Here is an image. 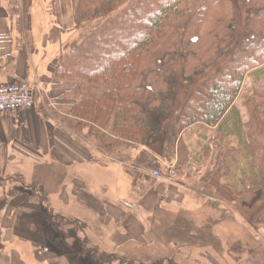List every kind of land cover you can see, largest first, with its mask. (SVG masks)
Listing matches in <instances>:
<instances>
[{"label": "trees", "instance_id": "16d2710c", "mask_svg": "<svg viewBox=\"0 0 264 264\" xmlns=\"http://www.w3.org/2000/svg\"><path fill=\"white\" fill-rule=\"evenodd\" d=\"M72 1L77 27H97L64 48L54 78L71 88L64 103L42 104V117L128 172L159 171L150 146L162 138L170 107L186 90L185 82L206 74L187 93L165 143L175 150L188 129L217 127V136L204 149L209 154L220 148L216 168L201 177V188L235 205L241 194L228 183L227 137L248 141L260 172L253 190H261L258 198L264 202V90L247 96L246 124L234 107L247 77L264 78V0ZM9 2L8 12L18 28H26L30 0ZM244 6L242 25L238 15ZM179 70L188 78H175ZM181 145L178 159L184 166L190 152ZM257 223L264 225V208Z\"/></svg>", "mask_w": 264, "mask_h": 264}, {"label": "rangeland", "instance_id": "374dc122", "mask_svg": "<svg viewBox=\"0 0 264 264\" xmlns=\"http://www.w3.org/2000/svg\"><path fill=\"white\" fill-rule=\"evenodd\" d=\"M0 1L7 6L10 4L9 0ZM55 1L30 0V16L26 28H57ZM69 1L74 19L73 28H81L80 31L75 30L74 39L80 34H87L97 25L87 23L77 27L74 4L72 0ZM246 12L247 7L241 11L240 16L238 15L239 20L242 19L241 24L246 18ZM13 19L15 26L18 27L17 19ZM235 27L237 30H242V26ZM70 36L71 34L65 35V40H69ZM175 73V78L178 80L188 78V75L184 77L180 70ZM204 77L206 74L192 83L185 82L186 90L179 92L170 107L169 118L163 125L162 138L160 136L161 139H156L150 146V149L156 153L162 179L151 175L156 169H142L138 171L139 173L127 172L133 186L129 188L130 181L122 165L115 162L116 165H112L109 169L117 175L121 174L120 184L118 182L115 186V190L120 192L109 198L110 205L116 209L114 213V218L118 220L116 226L104 227L95 224L97 218L95 219L89 211H84L79 225L74 222L80 215L76 211L69 215L68 222L65 219L62 221L59 209L63 206L62 204L59 206L58 198L50 202L46 190H40L39 185L33 181L29 182L25 175H18L10 179L18 182L25 189H32L24 190L20 187L18 193L24 200L23 207H26L28 198L35 197L36 203H32V199L30 209L38 208V212L34 213L35 220L38 229L45 235V240L41 244L36 243L37 247L42 246L39 252L45 253L47 250L46 252L52 253L54 258L43 259L39 253L33 256L32 245L35 244L23 241L9 244L4 241L5 235L1 233L0 251L9 255L14 252L15 258L17 251L19 260L14 258V264H264V225L257 223L264 202L258 198L261 190H258V194L257 190H253V187L259 184L257 180L260 179V172L254 163L249 142L242 143V140L235 136L227 137L228 145L221 141L223 148L228 147L231 150L229 155L227 153L228 183L235 185V181H238L237 189L241 194L235 205L217 199L213 190L201 188L204 187L200 183L201 177L216 168L220 148H213L209 154L204 149L211 142L208 139L217 136V127L207 129L195 126L182 135L179 146L181 147L183 143L190 152V159H187L184 166L179 165L178 148L180 147L171 150L165 143V140L171 138L175 120L182 113L181 106L187 93ZM36 90L35 107L37 108L39 101L42 100L43 91L40 87ZM256 90H264V78L247 77L234 106L242 114L244 124L249 121V110L245 105L247 96ZM232 137L236 139L233 140ZM241 162L242 167L239 166ZM190 163H194L193 171H184ZM178 166V173L173 179L167 180L169 172L177 169ZM112 176V173H104L102 177L107 182H112ZM161 186H185L191 190H185L181 200L178 197L174 199L164 197L165 202L179 203L162 206L161 200L156 199L155 196V191H159ZM124 190L131 192L125 196ZM49 191L53 194L59 192V190ZM32 214H24L22 217H29V221L32 222L30 219L33 218ZM25 222L26 220H23L24 225ZM62 225L74 227V230H69L67 236L79 238L78 242H65L66 238L61 237ZM117 235L121 239L130 240L131 243L126 241L124 245L117 244L119 240L117 239L118 242L114 240Z\"/></svg>", "mask_w": 264, "mask_h": 264}, {"label": "crops", "instance_id": "0c3cea01", "mask_svg": "<svg viewBox=\"0 0 264 264\" xmlns=\"http://www.w3.org/2000/svg\"><path fill=\"white\" fill-rule=\"evenodd\" d=\"M55 5L57 28H18L8 12L7 4L0 5V87L27 82L43 91L37 108L35 99V106L31 109L0 116V233L5 235L4 241L9 244L17 241L35 244L32 245L33 256L39 253L43 259L52 258L53 254L46 252L47 250L45 253L39 252L42 246L36 245L37 242L41 244L45 240V235L40 232L35 220L34 213L38 212V208L30 209L32 203H36L35 197L28 198L26 207H23L24 200L18 193L20 187L24 190L32 189H25L10 178L25 175L29 182L37 183L40 190H46L50 202L58 198L59 206H63L59 209L62 221L65 219L68 222L69 215L76 211L80 215H77L74 222L79 225L84 211H89L97 218L94 223L104 227H114L118 223L114 218L116 209L110 205L109 198L120 192L115 190V186L121 181V174L117 175L109 170L112 165H116L114 160L104 158L90 145L82 143L68 131L43 118L39 112L44 103H64V95L71 88L69 84L54 78V70L64 48L75 35L72 8L69 0H56ZM69 34L70 39L65 40V35ZM239 166L242 167V162ZM194 168V163H190L184 171L191 172ZM123 170L130 181L129 188H132L128 171L124 168ZM104 173L113 174L112 182H107L102 177ZM128 184L124 183L125 186ZM237 185L238 181H235L234 186ZM49 190L59 192L53 194ZM185 190L191 189L185 186H161L159 191H155V196L161 200L162 206H172L179 202L168 203L164 201V197H178L181 200ZM130 192L124 190L125 196ZM30 213H33V218H30L32 222L29 217H22ZM23 220H26V225ZM70 229L74 230V227L62 225L61 237L66 238V243L78 242L79 238L67 236ZM114 240L121 245L126 241L130 242L128 239H121L119 235ZM15 253L16 258L14 252L9 255L1 250L0 264H14V258H19L17 251Z\"/></svg>", "mask_w": 264, "mask_h": 264}, {"label": "built area", "instance_id": "2783aa9c", "mask_svg": "<svg viewBox=\"0 0 264 264\" xmlns=\"http://www.w3.org/2000/svg\"><path fill=\"white\" fill-rule=\"evenodd\" d=\"M37 87L27 82L8 84L0 87V116L13 114L19 110L31 109L35 106ZM175 168V167H174ZM177 174V169L169 172L167 180ZM154 178L162 179L160 171H152Z\"/></svg>", "mask_w": 264, "mask_h": 264}]
</instances>
